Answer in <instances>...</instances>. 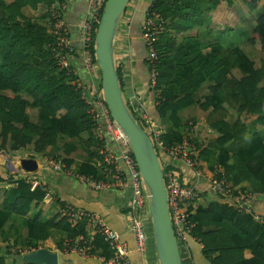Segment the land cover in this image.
<instances>
[{
  "label": "trees",
  "instance_id": "trees-1",
  "mask_svg": "<svg viewBox=\"0 0 264 264\" xmlns=\"http://www.w3.org/2000/svg\"><path fill=\"white\" fill-rule=\"evenodd\" d=\"M223 3L218 16L225 26L231 23L227 15L234 4L232 0H156L151 6L162 20L155 44L156 110L161 123L167 124L161 140L167 146L179 142L182 135L177 132L181 127L178 114L197 106L207 112V122L217 134L200 148L199 159L205 170L221 167L233 195L264 196V137L259 130L264 131V64L256 68L238 47L225 48L219 42L223 32L212 45L196 36H185ZM241 3L242 14L253 25L246 45L264 54V0ZM25 4L23 0L10 4L0 0V151L18 154L32 146L33 154L40 155L48 149L57 151L60 139L81 140L85 131L89 132L91 149L92 123L85 114L80 91L69 85V79L54 62L50 51L52 37L41 27L16 19L23 18L16 11ZM97 26L90 46L93 55ZM208 28L213 31L217 26L211 24ZM233 69L239 70L240 78L233 76ZM205 84L209 86L203 92ZM224 104L236 114L232 122L220 115ZM28 109L38 110L36 124L29 121ZM244 116L252 119L246 122ZM76 149L72 142L63 144L66 156ZM14 178L9 183L12 187L0 188V233L12 216L28 218L29 252L40 245L46 248L49 228L64 230L71 238L85 236L84 224L70 227L64 219L55 222L57 217L43 223L39 215L29 216L31 206L36 207L45 193L40 187L30 190L19 173ZM243 184L246 186L240 191L235 189ZM192 220L196 224L192 235L203 246L210 264H264V216L259 222L251 214L212 201L205 208H197ZM207 228L215 231L204 232ZM103 245L107 253L109 249ZM246 251L249 257L245 256ZM11 254L10 247L0 248V264H14L9 258Z\"/></svg>",
  "mask_w": 264,
  "mask_h": 264
},
{
  "label": "crops",
  "instance_id": "crops-1",
  "mask_svg": "<svg viewBox=\"0 0 264 264\" xmlns=\"http://www.w3.org/2000/svg\"><path fill=\"white\" fill-rule=\"evenodd\" d=\"M13 1L14 0H6V3L10 4ZM23 1H26V4L21 6L20 9L16 11V13L21 15L23 18H16L17 21H25L37 25L44 29L45 33L48 36H51L48 7L53 0H36L37 3H35V0ZM46 3H48V6L46 5ZM234 5L235 4L232 5L233 8ZM146 7L147 0H131L128 4L125 14L122 17L117 29V34L114 41V59L124 98L128 99L132 97V108L136 110L135 115H137L138 118H140L141 116L150 118L156 125L161 128L163 136L164 132H166L167 124L163 122L161 123L156 110L157 105H155L154 102L155 94L148 88V72L145 63L146 51L140 39L141 25L144 19V10L146 9ZM88 15L89 6L86 0H76L70 3L65 13V17L70 25L71 42L77 51V53H75V57H73L74 65L78 70L77 77L82 80V82L88 87L89 90H98V88H100V72L97 68L96 62L94 61L95 59L93 58V72L91 74H88L84 69V63L82 62L80 53L82 49V32L80 25ZM240 18H242V21L245 20L244 18H246L244 17L242 12ZM230 21L231 24L235 22L232 17ZM242 25L243 27L245 26L242 23L235 26V28L231 25H222L221 27L213 29V31L207 29V33L209 34V36L211 34H214V36L217 37L220 32H223V34L221 35L222 38L220 40L226 41L229 38H232L230 36L231 33H235L239 28L242 27ZM214 41H206V44L212 45ZM223 45L225 46V44ZM226 47H238L243 52V54L249 60H251L244 52L243 47L240 48L235 44L226 45L225 48ZM255 67L260 68L261 64H255ZM235 71L239 72V70H232L233 76L237 78L234 73ZM262 85L264 86V82L262 83ZM208 86L209 84H205L202 87L203 92L208 88ZM25 98L28 97L25 95ZM219 112L222 116V119L225 121H228L225 117L226 113H230L236 116L233 110H231V107L229 108L227 104H224L223 110ZM180 113L181 111L179 112L178 117L181 122V127L177 132L179 135H182L183 138L185 135H187V132L189 131V129H191L193 124H201L202 122L199 121L198 123H188L186 121L187 116L181 118ZM205 113L207 120L208 114L207 112ZM27 114L29 115V121L32 124H36L38 122L37 109H28ZM87 117L90 119L93 128L91 131L94 144L91 149L88 146L90 144V135L89 132L85 131V133L81 135V140L85 141V143L81 140L76 139H60L57 144V151H51L48 149L43 154L35 155L33 154L32 146L26 147L25 149L18 152V154L15 152L9 154L5 151H0V188L6 189L12 187L13 184L9 183L15 181L14 175L16 173L12 175L11 172L7 169L8 158H10L11 160L9 164H11L13 168L18 170L17 173H19V175L23 176V178L26 179V183L31 187L30 190H33L36 187H40L45 193L42 201L39 202L36 207H34V205L31 206L29 216H34L35 214L39 215V219L43 223L52 219L53 217H57L55 222H58L60 219H64L60 216V208L64 205L71 206L77 210L89 213L93 216H97L102 221L103 225L117 232L120 236L121 242L124 243L130 251L128 254V261L130 264H159L154 248L149 212L148 215L143 218V225L146 233L145 251L144 253H139L135 250V239L132 231L130 230V221L128 217L131 198V193L128 189H91L86 184L79 182L72 176H67L60 171H53L45 161L46 157H51L63 162L68 169L77 174L92 176L98 181L109 180L106 171H104L103 166L101 165V158L94 150L95 144L98 141V131L95 129L91 118L88 115ZM246 117L248 116H244V118ZM204 126L206 125L204 124ZM206 127L210 128V126ZM259 130L264 137V131H262L260 128ZM216 136L217 134L215 133V135L210 138V141H208L211 142V140H213ZM69 142L74 143L77 149L73 151L69 156H66L63 150V144ZM112 150H115V148L113 147ZM2 152H4L5 155L2 154ZM24 159H29L32 162L27 161L24 163L22 162L26 161ZM159 160L164 172L174 171L180 180L185 179L189 182H192V173L186 168L183 163L179 161H172L171 159L163 155L159 156ZM65 161H70V164H67ZM245 186L246 184H243L235 189L240 191V188ZM198 189L200 190L199 199L196 204L189 209L192 216H194L197 208H205L208 203L212 201L217 203L219 202L220 204L225 203L235 209V205H233L231 202L218 200L214 196L208 194L205 180H201L199 182ZM246 194L251 195L253 198L251 204L253 212L258 215L264 216V196L260 195L262 199L258 201L256 199V195L259 194ZM27 219L28 218L26 217L12 216L5 225L3 231L0 233V242L2 243L3 247H10L12 249V254H26L29 253L28 249H31L30 245L29 247L26 246V244L29 243L27 237ZM64 220L67 222V224L70 225V227L76 226H72L66 219ZM82 224L85 225L84 237L82 235H78L71 238L64 230L49 228L48 232L50 234V239L45 242L46 248L40 245L37 249H46L49 252L57 253L58 264H98V261L93 257L83 258L74 254L65 253L62 250V244L65 241H79L83 238L85 239V241H90L94 245L95 254L101 255L103 257H108V254H110L109 250L106 253V248L103 245L104 242L101 237L96 233H91L86 223H78L77 225ZM207 231H215V228H207L204 230V232ZM20 243L24 244L25 247L21 248ZM55 245H59V247L61 248L57 249L55 248ZM178 247L181 254L182 264H210L203 254V246L201 245V243H199V240L197 241L189 236L185 239L184 245H182V247ZM245 256L249 257V252L246 251Z\"/></svg>",
  "mask_w": 264,
  "mask_h": 264
},
{
  "label": "built area",
  "instance_id": "built-area-1",
  "mask_svg": "<svg viewBox=\"0 0 264 264\" xmlns=\"http://www.w3.org/2000/svg\"><path fill=\"white\" fill-rule=\"evenodd\" d=\"M74 1L76 0H57L49 7L48 14L53 40L50 51L58 70L62 71L69 79V85L80 91V99L85 105V112L91 118L95 129L98 131V141L94 150L101 158V165L106 171L109 180L98 181L92 176L77 174L68 169L63 162L51 157H46L45 161L53 171H60L67 176H72L91 189H128L131 193L128 211L130 230L135 239V250L139 253H144L146 233L143 218L148 214L144 184L128 140L120 127L110 117L109 109L102 98L101 89L89 90L82 80L77 77L78 70L73 61L77 51L72 45L70 25L65 17L68 5ZM86 1L89 6V15L80 25L82 32V49L80 53L85 71L91 74L93 72L94 55L91 53L90 46L93 43L95 25L99 24L106 0ZM155 1L147 0L140 39L146 51L145 63L148 72V88L154 92V102L157 105L158 53L155 44L157 41V28L161 26L162 20L158 14L151 10V6ZM126 103L130 111L135 115L136 110L132 108V97L126 98ZM136 119L145 128L144 130L153 142L158 157L163 155L172 161H179L192 173V182H189L185 179L180 180L174 171H163L167 207L178 246L182 247L185 239L189 236L197 240L192 235L196 224L192 220L191 212L187 210L193 207L199 199L200 190L198 189V184L201 180L206 181L208 194L218 200L231 202L239 212L251 214L256 221H262L263 216L253 212L251 206L253 198L251 195L246 193L233 195V189L226 180L221 167L213 166L211 170H205L201 164L199 159L200 148L209 140L212 132L210 128L202 124H193L187 135L179 142L167 146L161 140V128L150 118L141 116L140 118L136 117ZM113 147L115 150H112ZM59 213L72 226L78 223H86L91 233H96L101 237L107 245L110 254L108 257L95 254L94 245L83 238L79 241H65L62 244V250L65 253L83 258L93 257L98 261V264H130L128 261L130 251L121 242L119 234L103 225L97 216L66 205L60 208Z\"/></svg>",
  "mask_w": 264,
  "mask_h": 264
},
{
  "label": "water",
  "instance_id": "water-1",
  "mask_svg": "<svg viewBox=\"0 0 264 264\" xmlns=\"http://www.w3.org/2000/svg\"><path fill=\"white\" fill-rule=\"evenodd\" d=\"M131 0H106L94 38V59L100 72L102 98L112 120L120 127L131 148L147 196L154 248L159 264H182L181 254L170 221L163 169L153 142L127 106L114 59L117 29ZM2 154L5 155L4 152ZM8 158L7 169L17 173ZM27 162L31 160L24 159ZM260 201L262 197L256 195ZM14 264H58L57 253L37 249L11 254Z\"/></svg>",
  "mask_w": 264,
  "mask_h": 264
},
{
  "label": "rangeland",
  "instance_id": "rangeland-1",
  "mask_svg": "<svg viewBox=\"0 0 264 264\" xmlns=\"http://www.w3.org/2000/svg\"><path fill=\"white\" fill-rule=\"evenodd\" d=\"M232 1L234 2L235 5H234V8L231 7V9L229 10L227 18L230 17V19H231V17H232L235 22L233 24L230 23L228 25L234 26V28H235V26L242 23L245 26L243 27V25H242V27L239 28L235 33H233V34L231 33L230 36L232 38H229L226 41L219 40V42L221 44H225V46L235 44V45L239 46L240 48L243 47L246 55H248V57L252 61H254L255 64H257V65L261 64L262 65V63H264V54L258 53L255 50H253L250 46L246 45L247 36L249 35L250 30H251L253 25L246 18H244L245 20H243V21H242V18H240L241 12L243 13V6L241 3L242 0H240V1L239 0H232ZM223 6H225V3H223L219 7H217V9L214 10L213 12H211L210 15L208 14V16H209V17L207 16L208 18L204 17L203 22L201 24H199V26H195L191 31L187 32L185 34V36H196L200 41L205 42V43H207L210 40L211 41L216 40V36H214V34H211L209 36V34L207 33V29H209L208 25L210 26L211 24H213L214 26H217V27L222 26L219 22V16H218L219 14L218 13L222 10L221 7H223ZM229 22H230V20H229ZM181 37H182V35H179L178 39L180 40ZM234 73L237 76V78L241 77L239 72L235 71ZM135 116L138 118L137 115H135ZM186 116H187L186 121L188 123L189 122L198 123L200 121V122H202L201 124H203V125L205 124L206 126H209V123L206 120V113L200 111V109L197 106H191L189 108L182 110L180 113V117L184 118ZM225 117L229 122H232L235 118V115L230 114V113L229 114L226 113ZM244 119H245V121H248L250 118L246 117ZM198 124H200V123H198ZM211 130H212V132L209 136V141H210V138H212L215 135V131L213 129H211ZM158 153H159V151H158ZM10 172H11V174L14 173V171H10ZM0 244H1L0 248L3 249L4 247H3L1 242H0ZM20 247L24 248L25 245L21 244Z\"/></svg>",
  "mask_w": 264,
  "mask_h": 264
}]
</instances>
